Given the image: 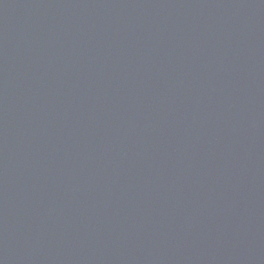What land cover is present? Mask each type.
Returning <instances> with one entry per match:
<instances>
[{
    "label": "water",
    "instance_id": "obj_1",
    "mask_svg": "<svg viewBox=\"0 0 264 264\" xmlns=\"http://www.w3.org/2000/svg\"><path fill=\"white\" fill-rule=\"evenodd\" d=\"M0 264H264V0H0Z\"/></svg>",
    "mask_w": 264,
    "mask_h": 264
}]
</instances>
